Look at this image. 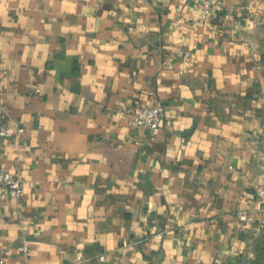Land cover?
<instances>
[{"label":"crops","instance_id":"0c3cea01","mask_svg":"<svg viewBox=\"0 0 264 264\" xmlns=\"http://www.w3.org/2000/svg\"><path fill=\"white\" fill-rule=\"evenodd\" d=\"M202 1L0 0L7 264H264V0Z\"/></svg>","mask_w":264,"mask_h":264},{"label":"built area","instance_id":"2783aa9c","mask_svg":"<svg viewBox=\"0 0 264 264\" xmlns=\"http://www.w3.org/2000/svg\"><path fill=\"white\" fill-rule=\"evenodd\" d=\"M226 0H203L200 4V13L198 20L203 22L210 15L211 11L215 7H221ZM39 89L36 88L35 91ZM121 113L125 119V122L129 125L145 126L149 129H156L159 126L161 120V111L158 106L147 105L140 111L134 110L129 105H123ZM22 130V129H20ZM10 129L5 126L0 127V135H8ZM0 186L7 189L9 194L13 197H19L22 194V180L20 176L8 170L0 168ZM258 194L264 199V184L257 185ZM245 213L240 214V218H245ZM20 251L26 252L27 246L25 244L18 247ZM0 264H7L4 256L0 254ZM29 264V263H27Z\"/></svg>","mask_w":264,"mask_h":264}]
</instances>
